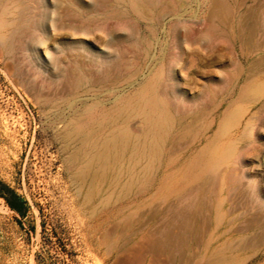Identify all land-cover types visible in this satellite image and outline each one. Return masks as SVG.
<instances>
[{"label": "rangeland", "instance_id": "obj_1", "mask_svg": "<svg viewBox=\"0 0 264 264\" xmlns=\"http://www.w3.org/2000/svg\"><path fill=\"white\" fill-rule=\"evenodd\" d=\"M147 85L172 124L153 173L119 191L70 135ZM129 194L150 197L132 228L181 214L195 234L192 209L189 251L215 223L238 264H264V0H0V264H111Z\"/></svg>", "mask_w": 264, "mask_h": 264}, {"label": "bare ground", "instance_id": "obj_2", "mask_svg": "<svg viewBox=\"0 0 264 264\" xmlns=\"http://www.w3.org/2000/svg\"><path fill=\"white\" fill-rule=\"evenodd\" d=\"M138 10V4L131 2ZM132 110L138 111L145 129L142 136L133 137L129 131ZM85 121L73 127L83 130L82 141L88 149L81 154L84 166L95 164L100 167L113 188H127L138 176L148 178L154 171L160 156L167 131L164 124H172L167 105L156 96L151 85L137 93H131L105 108L93 103L83 110ZM80 132V131H78Z\"/></svg>", "mask_w": 264, "mask_h": 264}, {"label": "crops", "instance_id": "obj_3", "mask_svg": "<svg viewBox=\"0 0 264 264\" xmlns=\"http://www.w3.org/2000/svg\"><path fill=\"white\" fill-rule=\"evenodd\" d=\"M139 196L138 202H129L133 194L122 196L113 203L116 207L117 222L116 240H112L111 264H238L239 258L231 256V252L238 249V238L219 233L214 223L213 234L207 236L204 250H188V244L198 246L200 236L198 235V214L192 211L196 217V232L191 235L177 234L176 222L181 214L169 215L168 219H157V214L144 213V224L132 228L131 222L141 210L150 211L147 202L149 198ZM127 201V202H126ZM155 209V211H159ZM175 211L181 210V206L167 208ZM166 210V208H165ZM173 222V223H171ZM116 243V244H115Z\"/></svg>", "mask_w": 264, "mask_h": 264}]
</instances>
